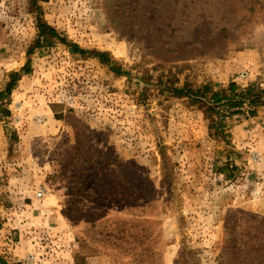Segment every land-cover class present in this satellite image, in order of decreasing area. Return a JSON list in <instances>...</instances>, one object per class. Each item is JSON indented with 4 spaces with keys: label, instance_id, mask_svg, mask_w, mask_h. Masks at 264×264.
I'll use <instances>...</instances> for the list:
<instances>
[{
    "label": "rangeland",
    "instance_id": "rangeland-1",
    "mask_svg": "<svg viewBox=\"0 0 264 264\" xmlns=\"http://www.w3.org/2000/svg\"><path fill=\"white\" fill-rule=\"evenodd\" d=\"M37 16L110 64L57 39L27 53ZM13 71L6 264H264V105L215 137L204 105L166 89L264 88V0H0V91Z\"/></svg>",
    "mask_w": 264,
    "mask_h": 264
},
{
    "label": "trees",
    "instance_id": "trees-1",
    "mask_svg": "<svg viewBox=\"0 0 264 264\" xmlns=\"http://www.w3.org/2000/svg\"><path fill=\"white\" fill-rule=\"evenodd\" d=\"M37 36L33 46L27 51L30 53L35 47L51 44L53 39L69 45L73 50L79 54H88L98 58L101 62L110 64V59L107 53L97 51L95 49H82L76 43L67 41L60 35L55 28L50 26L45 21H42L39 16L36 20ZM110 70L117 75H125L126 73L116 67L114 64L110 65ZM28 61L21 67V73H29ZM10 79L6 83L3 90L0 91V96H8L11 94L16 81L19 79L20 73L18 71L10 72ZM166 89L177 97H187L194 104H202L205 106V111L209 119V129L215 137H224L225 135V119L234 115L254 116L257 113V108L264 105V88L259 84L250 83L244 87L239 86L235 81H230L226 86H213L212 83L206 82L195 88L188 85L174 86L167 85ZM7 113V111H5ZM229 164L223 163L220 166H215V171L227 175ZM0 263L6 262L0 257Z\"/></svg>",
    "mask_w": 264,
    "mask_h": 264
},
{
    "label": "built area",
    "instance_id": "built-area-1",
    "mask_svg": "<svg viewBox=\"0 0 264 264\" xmlns=\"http://www.w3.org/2000/svg\"><path fill=\"white\" fill-rule=\"evenodd\" d=\"M36 198L38 199H41L44 195V189L43 188H39L37 191H36ZM31 258H33V256H31Z\"/></svg>",
    "mask_w": 264,
    "mask_h": 264
}]
</instances>
